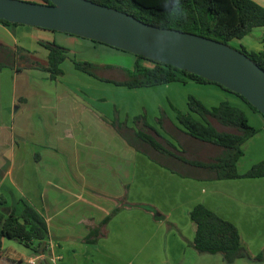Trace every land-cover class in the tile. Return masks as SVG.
Instances as JSON below:
<instances>
[{
	"label": "crops",
	"instance_id": "crops-1",
	"mask_svg": "<svg viewBox=\"0 0 264 264\" xmlns=\"http://www.w3.org/2000/svg\"><path fill=\"white\" fill-rule=\"evenodd\" d=\"M252 1L264 7V0ZM237 41V48L264 53V27ZM44 42L69 50L61 65L68 64L67 70L62 68L63 75L56 79H50L47 72L24 68L47 64ZM0 47L16 52L21 67L0 69V198L5 200L0 212L18 213L19 208L13 207L23 200L47 227L45 239L34 241L31 247L2 239V257L18 264H32L31 260L33 264H264V178L221 180L214 171L190 166L173 155L148 159L127 140L138 129L132 122L135 116L127 112L131 107L107 106L101 94L124 87L78 72L70 61L131 69L136 62L133 55L127 67L121 55L126 53L105 45L2 23ZM76 52L113 59L78 58ZM7 60L0 53V62ZM188 83L212 86L192 81L172 84ZM95 90L100 94L93 95ZM228 94L254 116L252 121L247 119L256 134L242 145L237 163L238 173L244 174L264 161V119ZM164 107L166 122L178 126L173 113ZM157 118H153L155 124ZM158 128L156 124L159 132ZM161 136L177 149L174 154L181 151L169 134ZM187 152L202 162L225 155L192 143ZM243 165L246 170L240 172ZM198 204L237 228L246 257L228 263L221 253L194 247L196 226L189 214Z\"/></svg>",
	"mask_w": 264,
	"mask_h": 264
},
{
	"label": "trees",
	"instance_id": "trees-1",
	"mask_svg": "<svg viewBox=\"0 0 264 264\" xmlns=\"http://www.w3.org/2000/svg\"><path fill=\"white\" fill-rule=\"evenodd\" d=\"M37 1L51 5L47 0ZM88 1L127 13L154 27L195 34L229 46L232 40H240L253 29L264 27V7L252 0ZM0 23L3 25H18L2 20H0ZM41 44L48 52L47 64L32 63L24 66V68L47 72L50 79L62 76L61 65L68 58L69 50L53 42ZM234 49L246 55L264 71V53L247 51L244 47ZM0 53L8 56L6 62H0V69L3 67L21 69L16 52L0 47ZM133 56L136 58V62L131 69L114 66L101 68L93 63L79 61L75 58L70 61L73 68L78 72L101 82L130 90L152 88L172 83L185 84L192 81L197 84L216 85L223 91L230 93L217 83L209 82L197 75L142 56ZM230 94L239 98L251 111L264 119L243 97L233 93ZM187 107V113H181L173 108L178 126H172L170 122L167 123L168 119H165L164 116L156 119L157 126L169 134L181 149L176 154L173 153V150L177 151V149L141 116L133 118V122L138 129L135 132L130 130L132 133L127 138L128 142L150 160L158 161L157 157L159 155H173L190 166L214 171L216 177L221 180L264 178V161L253 165L244 174H239L237 170L238 160L242 156V145L256 134V130L249 125L244 111L231 106L228 102H222L217 107L207 108L192 97L188 98ZM188 143L216 149L224 152L225 155L215 160L202 162L197 158L189 157L187 152ZM4 202V198L1 197L0 203ZM20 203L22 204L20 214L15 210H12L8 215L0 212V249L2 239L16 240L26 247H31L34 241H42L46 237V223L40 214L23 200ZM189 216L196 226L193 245L198 251L209 254L221 253L228 263L247 256L241 246L239 232L232 223L223 220L201 204L193 207ZM92 235L93 233L85 241H90ZM261 258L262 254L257 257V259ZM0 264H18V261L0 255Z\"/></svg>",
	"mask_w": 264,
	"mask_h": 264
},
{
	"label": "water",
	"instance_id": "water-1",
	"mask_svg": "<svg viewBox=\"0 0 264 264\" xmlns=\"http://www.w3.org/2000/svg\"><path fill=\"white\" fill-rule=\"evenodd\" d=\"M0 0V20L98 42L217 83L264 117V71L218 41L143 23L88 0Z\"/></svg>",
	"mask_w": 264,
	"mask_h": 264
},
{
	"label": "rangeland",
	"instance_id": "rangeland-1",
	"mask_svg": "<svg viewBox=\"0 0 264 264\" xmlns=\"http://www.w3.org/2000/svg\"><path fill=\"white\" fill-rule=\"evenodd\" d=\"M25 2H33L34 0H20ZM35 2H38L35 0ZM250 42H253L250 40ZM237 40H232L230 42V46L233 48H237ZM114 51V50H113ZM117 51V50H116ZM125 53V52H122ZM77 57H81L83 55L86 56H95L97 60H110L113 59V57H103L100 54H93V53H77ZM123 59H125V64L122 62L121 64H124L123 66H131L130 61L133 59V56L131 54H121ZM126 57V58H125ZM129 62V63H127ZM68 64H65L62 66L64 70H67ZM176 86L174 90H172V87ZM220 89L217 86H195L192 83L184 85H165V86H158L153 88H140L135 90H129L125 88L120 89H112L111 91H105L101 92V94L105 98V103L107 106L115 104L116 106L121 105L125 106L126 109H129L131 107V110L127 111L130 113L131 117L134 116H141L145 118V121L151 125L152 127L156 128L155 119L154 117H163L162 110L165 109L163 106H167V108L173 113L172 117L175 118L176 113L173 110L175 108L176 110H179L181 113H187L188 107L187 102L188 98L192 97L196 99L197 101L201 102L205 107L211 108V107H217L222 102H228L231 106L236 107L244 111L246 114V117L252 121L254 116L250 113L249 110L245 109L243 105H240L238 100H236L234 97L230 96L226 92L218 90ZM100 93L95 90L93 95H99ZM133 122V121H132ZM134 123V122H133ZM160 134H165L164 130L159 129ZM244 165L242 168H240V172H244L246 169ZM12 200L9 201L11 204ZM13 208H19L18 214L22 211V204L19 205V207H13ZM21 210V211H20ZM17 212V211H15ZM7 241V240H6ZM11 244L18 247L17 243L11 241Z\"/></svg>",
	"mask_w": 264,
	"mask_h": 264
},
{
	"label": "built area",
	"instance_id": "built-area-1",
	"mask_svg": "<svg viewBox=\"0 0 264 264\" xmlns=\"http://www.w3.org/2000/svg\"><path fill=\"white\" fill-rule=\"evenodd\" d=\"M30 263H32V264H33V263H34V261H33V260H31V261H30Z\"/></svg>",
	"mask_w": 264,
	"mask_h": 264
}]
</instances>
